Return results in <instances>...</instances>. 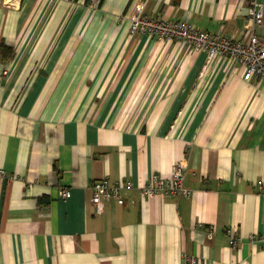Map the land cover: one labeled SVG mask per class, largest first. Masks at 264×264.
Instances as JSON below:
<instances>
[{"label": "crops", "instance_id": "crops-1", "mask_svg": "<svg viewBox=\"0 0 264 264\" xmlns=\"http://www.w3.org/2000/svg\"><path fill=\"white\" fill-rule=\"evenodd\" d=\"M139 1L149 17L230 39L248 10L245 0H0L11 52L0 51V264H183L184 253L264 264V82L244 81L231 57L207 64L178 41L130 35L123 16ZM181 161L189 197L140 196ZM103 178L135 187L96 215L91 185Z\"/></svg>", "mask_w": 264, "mask_h": 264}, {"label": "built area", "instance_id": "built-area-1", "mask_svg": "<svg viewBox=\"0 0 264 264\" xmlns=\"http://www.w3.org/2000/svg\"><path fill=\"white\" fill-rule=\"evenodd\" d=\"M248 5L246 21L241 36L230 39L220 34H211L193 27L188 21H175L159 17H149L145 14L143 1L137 2L125 15L129 23V33H145L156 37L160 41H178L195 52L206 54V63L210 64L218 57L228 56L241 65L243 80L255 78L264 82V39L257 34V28L264 23V0H245ZM186 163H176L169 178L152 177L144 184L138 185V191L143 198L155 195L165 197H189L191 191L185 187ZM0 171V178L4 177ZM131 181L123 180L110 184L106 178L95 181L91 185L94 213L100 215L104 210V201L114 199L120 204L125 202V195L134 190ZM263 188L262 182L258 183ZM59 197L67 201L71 197L70 189L60 188ZM229 246L236 248L238 239L233 231H227ZM212 235L209 232V237ZM264 237V236H263ZM183 264H199L197 257L183 254Z\"/></svg>", "mask_w": 264, "mask_h": 264}, {"label": "trees", "instance_id": "trees-1", "mask_svg": "<svg viewBox=\"0 0 264 264\" xmlns=\"http://www.w3.org/2000/svg\"><path fill=\"white\" fill-rule=\"evenodd\" d=\"M75 1H76V0H75ZM175 2H177V1H175ZM2 45H3V44H0V51H4V52H7V53H11V52H10V49H8V48L5 47V46L3 47Z\"/></svg>", "mask_w": 264, "mask_h": 264}, {"label": "rangeland", "instance_id": "rangeland-1", "mask_svg": "<svg viewBox=\"0 0 264 264\" xmlns=\"http://www.w3.org/2000/svg\"><path fill=\"white\" fill-rule=\"evenodd\" d=\"M123 18L125 19V16H123ZM126 20V19H125ZM134 109H130V111L126 112L127 114V117L130 119V116H131V112H133Z\"/></svg>", "mask_w": 264, "mask_h": 264}]
</instances>
